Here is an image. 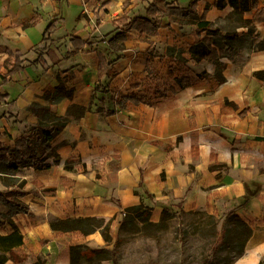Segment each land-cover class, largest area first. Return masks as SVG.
<instances>
[{"label": "crops", "instance_id": "crops-1", "mask_svg": "<svg viewBox=\"0 0 264 264\" xmlns=\"http://www.w3.org/2000/svg\"><path fill=\"white\" fill-rule=\"evenodd\" d=\"M98 1L103 11L112 2L102 5V0ZM178 1L185 5L188 0L184 4ZM214 1L198 0L197 9L201 15L209 4L205 18L218 23L232 8L218 9ZM96 3L94 0H0V74L5 72L7 48L21 50L26 65L0 88L9 95L0 104L2 145L12 147L21 132L35 124L36 117L28 106L32 102L45 104L42 93L57 86V76L66 79L68 75L66 84L74 91L71 100L64 98L52 106L56 115H63L71 102L84 106L91 103L98 77L97 53L104 50L99 46L105 40L98 47L71 52L66 58L58 54L47 68L28 63L34 58L33 48L42 38V33L36 39L30 38V33L44 16L49 20L62 16L64 20L59 26L72 17L77 25L72 31H85L89 26L84 10L91 11ZM258 6L264 11V0H258ZM251 15L246 13L245 18L249 20ZM33 19L35 23L29 25ZM96 25L92 26L96 28L91 37L87 33L83 36L82 31H71L67 37L76 34L90 39L107 38V46L114 32L100 36L102 24ZM254 26L251 35L241 37L250 40L243 44L250 51L244 55L245 63L239 66L222 58L226 64L222 72L224 81L214 89L198 74L206 71L213 75L215 65L187 59L188 47L196 38L190 31L181 33L186 25L165 16L156 35L132 29L123 42L115 43L120 54L114 57L111 54L110 59L119 55L113 65L117 74L105 83L114 98L133 95L140 101L127 102L124 108L116 107L112 115L92 108L67 123L52 140L59 157L57 163L49 157L48 168H18V176L25 180V195L21 200L30 209V214L13 218L19 224L27 254L22 264H32L39 256L45 264H69V247L79 244L85 248L115 249L123 216L121 208L140 201L153 205L154 221L158 220L163 206L180 202L186 213L213 215L225 230L232 225L228 215L232 211L250 228V235L238 237L239 243H230L239 246V253L223 262L219 253L225 240H219L211 263L218 259V264H257L261 260L264 255V81L255 78L253 72L264 69V51L258 50L259 46L264 47V24L256 21ZM237 31L241 35L246 28ZM150 44L155 50L148 73L144 68ZM169 46L182 48L187 60L177 61L167 56L165 50ZM176 78H189L191 83L181 89ZM110 104L113 108L112 100ZM71 158H79L86 172L66 170L64 162ZM53 216L103 219L109 223L110 240L105 243L102 226L87 235L53 231L49 224ZM10 263L8 260L4 264ZM101 264L112 263L102 259Z\"/></svg>", "mask_w": 264, "mask_h": 264}, {"label": "trees", "instance_id": "trees-1", "mask_svg": "<svg viewBox=\"0 0 264 264\" xmlns=\"http://www.w3.org/2000/svg\"><path fill=\"white\" fill-rule=\"evenodd\" d=\"M110 0H102L104 5ZM198 0H188L185 5H182L178 0H149L145 7V13L127 12V7L131 4V0L122 2L123 13L112 20L115 24L114 34L109 38L108 45L103 51L97 53V83L93 89L96 91L108 92V83L106 79H112L117 71L114 68V60L110 59V55L118 53L119 47L116 42H123L126 38V33L132 29H136L140 33L147 35H156L161 25V19L168 17L170 21L176 22L179 25H188L196 40L188 47V58L195 62L206 61L215 65L213 75H209L206 71L200 72L198 75L203 77L211 89L216 88L224 81L223 70L225 62L221 61L226 58L228 61L243 65L245 63V53L250 52L242 42V36L251 35L254 30V22L259 21L264 24V11L258 6V0H215L214 6L218 9H223L230 6L231 11L223 18L224 24L220 25L210 22L205 18V12L209 7L206 4L204 12L199 15L197 9ZM246 13H252L251 18H245ZM64 18L62 16L54 17L44 27L42 32L41 42L45 44L38 48L34 47V58L29 61V65H39L42 68H47L53 64L57 55H62L63 58L68 57L71 52L82 50L85 48L98 47L105 38L90 39L83 38L76 34L69 35L65 40L59 41L60 37L55 36V31ZM35 20H31L28 24L33 25ZM246 28V31L239 35L237 28ZM110 33L105 34L104 37ZM258 50H263L264 47L259 46ZM7 57L3 62L5 72L0 74V88L11 81L13 75L23 71L26 67L25 58L21 50L6 49ZM154 48L149 46L147 49V59L145 70L149 73L148 64L153 58ZM182 48L167 47L165 54L177 61H186L183 56ZM253 76L261 81H264V69L253 72ZM67 78L68 75H67ZM66 78V79H67ZM58 84L55 87L47 88L42 93V98L45 104L32 102L28 106V110L36 117V122L33 125L27 126L15 140L12 147L2 145L0 143V182L5 187L0 192V205L6 208L5 212L0 211V226L8 227L6 233H0V264H4L7 260H12L16 263L22 262L26 258V253L23 250V235L19 224L13 218L18 214H30L28 205L21 200L25 195L23 187L25 180L18 176L19 167H32L35 169H45L49 167L48 158L52 157L53 162L59 161L56 147L52 144V140L64 129L71 120L82 117L86 112L92 110V104L88 106L69 103L65 108L63 115H56L52 106L66 98L71 100L74 89L67 86L66 79L60 76L56 77ZM178 88H185L190 85L189 78H176ZM9 97L7 93L0 91V104L4 103ZM114 94H110L113 99V108L99 107L97 112L104 115H112L116 113L117 108H124L127 102L139 103V99L133 95H120L119 98H114ZM242 113V112H241ZM78 164L79 167H76ZM64 168L74 172H86L85 165L80 163L79 158L67 159L64 162ZM215 168V166H210ZM50 190H44L49 192ZM123 216L119 224V230L128 233H137L146 237H157L161 231L168 229L172 219H180V216L186 214L181 208L180 202L175 206H163L159 213L157 221L152 219L153 205L140 201L139 204L121 208ZM229 220L232 221L229 227L233 234L239 235L241 238L250 235V228L239 219L232 211L228 213ZM210 220L209 231L213 232L215 222L214 216L209 215ZM93 218H58L51 217L49 219L50 227L53 231L69 232L76 231L87 235L96 229L92 224ZM179 239L182 241L185 230L181 225L178 227ZM102 237L105 243H108L110 236L108 228L101 229ZM216 250V245L212 244L207 255L202 259L200 264H207ZM70 264H78L84 258L102 260L109 259L112 264H120L118 261L114 247L110 250L85 248L83 245H73L69 247ZM32 264H45V260L37 257ZM155 264V263H148ZM182 264V260L178 262ZM257 264H264V255Z\"/></svg>", "mask_w": 264, "mask_h": 264}, {"label": "rangeland", "instance_id": "rangeland-1", "mask_svg": "<svg viewBox=\"0 0 264 264\" xmlns=\"http://www.w3.org/2000/svg\"><path fill=\"white\" fill-rule=\"evenodd\" d=\"M97 3L91 9V11H85L84 17L86 18V22H88V29L82 31L80 29L73 30L76 28L75 20L72 17H67L64 24L59 26L56 30L55 35L60 36V39L67 37L68 33L80 32L83 36H86L87 33L89 36L93 33L96 27L92 26L97 24L96 26L102 24V27L99 31L101 34L114 32L115 24L111 22V19L120 16L123 12L122 10V0H112L110 4L107 5V10L103 11L102 6L100 5V1L94 0ZM149 0H133L131 4L127 7V12H138L145 13V7L148 4ZM184 4L185 0H181ZM89 12L88 18L86 13ZM99 23L97 22V18ZM91 22V25L89 22ZM44 26L49 22V18L45 16L42 18L41 22L37 24V26L32 29L30 33V38L36 39L38 36L41 37V33L44 29ZM42 23V24H41ZM217 24L223 25L224 21H220ZM85 27V26H84ZM83 28V27H82ZM183 29V28H182ZM191 30V28L186 25L184 30L181 31L182 34L187 33ZM191 32V31H190ZM91 37V36H90ZM107 39V38H106ZM106 39L105 42L99 46V49H105L106 47ZM250 41L249 38L243 37L242 42ZM45 43L40 42L37 46L38 48L42 47ZM155 46V45H154ZM155 50V47H154ZM120 52V51H119ZM116 54H112L113 57ZM116 96H118L116 94ZM110 91L108 92H92V108L96 109L100 106H104V108H111L110 104ZM112 103V102H111ZM4 186L0 182V192L4 190ZM0 211L5 212L6 208L0 205ZM28 215L27 213H25ZM22 215V214H20ZM210 217L205 212H187L180 216V219L176 218L172 219L169 223L168 229L161 231L157 237H146L137 233H128L123 230L119 231V237L116 242L115 251L117 254L118 261L120 264H178L180 259L182 260V264H200L202 259L207 255L208 251L212 244L219 243V240H225V245L220 247L219 256L222 258V262L224 259L229 261V259L233 255H237L239 253V246H232L230 243L235 242L239 243L240 240L239 235H235L232 233L231 229L228 227L226 230L219 225V220L214 218L215 226L212 231H209V222ZM93 226H102V228L107 227L109 223L103 219L93 218L92 219ZM179 225L185 230V235L180 241L178 227ZM8 227L0 226V233H6ZM45 243V241H42ZM228 245V246H227ZM43 259L42 256H39ZM8 261V260H7ZM12 261V260H10ZM218 259L210 264H218ZM220 262V261H219ZM11 264V263H10ZM12 264H22L20 262L16 263L12 261ZM70 264V262H69ZM78 264H101V260L97 261L95 258L93 260L83 259ZM209 264V262L207 263Z\"/></svg>", "mask_w": 264, "mask_h": 264}]
</instances>
